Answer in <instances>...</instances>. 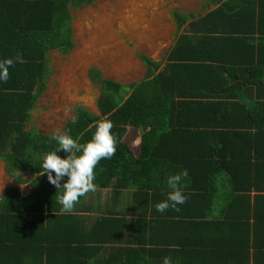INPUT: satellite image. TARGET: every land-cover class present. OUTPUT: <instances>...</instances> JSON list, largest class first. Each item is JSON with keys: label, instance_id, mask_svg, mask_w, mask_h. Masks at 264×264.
Listing matches in <instances>:
<instances>
[{"label": "trees", "instance_id": "trees-1", "mask_svg": "<svg viewBox=\"0 0 264 264\" xmlns=\"http://www.w3.org/2000/svg\"><path fill=\"white\" fill-rule=\"evenodd\" d=\"M91 1L0 0V61L17 53L25 61L0 81V160L29 187L0 194V264H264V0H210L218 4L187 21L160 61L137 55L143 76L124 91L87 69L97 114L75 105L77 122L62 131L84 144L99 121H112L116 152L96 165L94 183L112 201L123 190L130 197L88 223L82 197L61 213L63 189L41 174L57 142L26 124L45 88L46 53L73 47L69 6ZM173 17L179 31L185 19ZM184 169L186 203L158 212L168 177ZM118 238L126 245L96 259Z\"/></svg>", "mask_w": 264, "mask_h": 264}, {"label": "rangeland", "instance_id": "rangeland-1", "mask_svg": "<svg viewBox=\"0 0 264 264\" xmlns=\"http://www.w3.org/2000/svg\"><path fill=\"white\" fill-rule=\"evenodd\" d=\"M210 3V0H92L79 7L69 6L73 47L67 54L55 49L46 53L49 71L44 79L45 88L34 102L26 129L47 135L57 130L63 132L64 123L74 115L75 105L97 114L98 85L88 79V68L98 69L101 77L122 84V90H126L127 84L142 78L143 66L137 55L160 61L187 21L218 4ZM175 12L185 19L179 31L173 17ZM134 131L126 127L128 142ZM15 183L0 176V194ZM16 187L24 193L28 183ZM123 191L121 194L127 192ZM96 192H89L80 202L104 200L103 191Z\"/></svg>", "mask_w": 264, "mask_h": 264}, {"label": "clouds", "instance_id": "clouds-1", "mask_svg": "<svg viewBox=\"0 0 264 264\" xmlns=\"http://www.w3.org/2000/svg\"><path fill=\"white\" fill-rule=\"evenodd\" d=\"M15 63H25L21 53H17L14 58L0 61V81H8L9 69ZM71 121L76 123L77 118L72 116ZM113 127L112 121L108 119L99 121L94 135L84 144L79 143L78 138L74 139L66 132L57 130L53 133L52 139L57 142V147L44 156L41 174L46 172L49 182L56 189H63L62 194L57 195V200L62 205V214L72 213L81 197L97 190V185L94 183V169L101 159H110L116 152L117 138L111 132ZM57 150H63L70 155L67 158H61L57 155ZM64 176L68 179L61 184ZM187 178L186 169L168 177L167 184L170 191L167 199L155 205L158 212L163 213L169 208L179 211L177 206L186 203L187 196L183 188L186 186ZM163 264H171V258L165 257Z\"/></svg>", "mask_w": 264, "mask_h": 264}, {"label": "crops", "instance_id": "crops-1", "mask_svg": "<svg viewBox=\"0 0 264 264\" xmlns=\"http://www.w3.org/2000/svg\"><path fill=\"white\" fill-rule=\"evenodd\" d=\"M210 5H211V3H210ZM141 65L143 66V64H141ZM143 71H144V66H143ZM142 76H143V73H142ZM134 134H135V131L133 133V136H132V139L130 142L131 144L134 143ZM0 176H4V180L6 177L8 178V176L4 172L3 162L1 160H0ZM10 186H12V184ZM13 186H18V183H15ZM28 189H29V187H28ZM28 189H27V191H24L23 194L27 193ZM96 191L97 192L95 194H99L100 191H103L104 200L98 201L97 203H92V202H90L88 204L82 203L84 206H87V208H88V210H84V209L81 210L82 216L87 218L88 223L91 221L92 218L96 217L97 215L100 214V212H102L106 209L124 210L129 203L130 197L127 196L128 192L121 194L116 201H112L109 198L110 188H97ZM122 192H124V191H122ZM111 245H113V246H125L126 244L122 242V238H118L117 240H115V242H112V243H104L103 245H101L102 248L96 253V257H97L96 259H101L102 257H104L108 253L109 247Z\"/></svg>", "mask_w": 264, "mask_h": 264}]
</instances>
